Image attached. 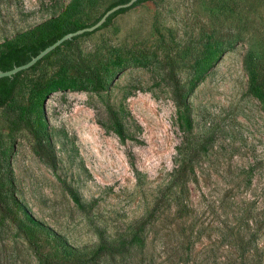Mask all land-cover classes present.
Instances as JSON below:
<instances>
[{"label": "rangeland", "instance_id": "1", "mask_svg": "<svg viewBox=\"0 0 264 264\" xmlns=\"http://www.w3.org/2000/svg\"><path fill=\"white\" fill-rule=\"evenodd\" d=\"M72 1L0 0V41L59 15ZM202 41L220 42L224 52L190 96L189 109H179L153 53L185 65L190 51H205ZM78 45L109 59L125 46L153 57L122 70L106 91H59L46 99L55 168L21 119L31 109L34 84L56 77L58 61L22 77L12 105L0 109V147H14L16 194L29 211L78 246L96 244L99 232L116 237L146 216L181 150L197 142L190 216L160 215L144 245L98 264H264V108L248 93L243 67L249 50L264 59V0H156ZM0 264H40L1 214Z\"/></svg>", "mask_w": 264, "mask_h": 264}, {"label": "trees", "instance_id": "2", "mask_svg": "<svg viewBox=\"0 0 264 264\" xmlns=\"http://www.w3.org/2000/svg\"><path fill=\"white\" fill-rule=\"evenodd\" d=\"M104 1L73 0L59 15L19 32L12 38H4L0 41V71H8L27 64L65 35L93 26L108 10L130 0H111L98 17L91 22L87 21L90 11ZM154 1L156 0H138L132 7L112 14L97 31L66 41L31 69L22 71L12 78L0 79V109H3L10 107L14 102L21 79L28 71H34L52 59L58 61L59 71L56 77L34 84L31 109L24 112L21 119L32 132L38 153L50 167H56L57 158L46 127L44 103L53 93L68 90L106 91L111 86L113 78L122 70L132 63L144 65L155 54L157 64H161L159 66L164 80L171 87L176 106L179 109H189L190 96L203 82L207 71L222 56L224 52L222 43L202 41L205 51L200 55H194L190 51V57L186 59L185 65H180L169 53L161 62L157 52L152 56L146 52L136 54L125 46L114 48L113 58L109 59L98 49L83 53L78 45L81 39L91 37L112 26L119 15ZM157 30L161 34L158 27ZM243 67L248 78V93L259 100L264 108V59L258 58L254 50H249L244 56ZM183 71L186 73L185 77L182 75ZM116 125L117 133L122 135L120 124L116 122ZM13 148L8 144H2L0 147V214L2 219L11 220L15 224L17 231L40 264H98L104 257L125 255L136 242L144 245L160 215L174 210V215L179 220H186L192 212L189 186L197 180L194 168L199 156L197 142H191L186 149L181 150L171 179L159 190L153 207H148L146 216L136 224V227H131L116 237H106L104 233L99 232L100 240L96 244L78 246L70 242L64 234L36 218L17 196L10 161Z\"/></svg>", "mask_w": 264, "mask_h": 264}, {"label": "water", "instance_id": "3", "mask_svg": "<svg viewBox=\"0 0 264 264\" xmlns=\"http://www.w3.org/2000/svg\"><path fill=\"white\" fill-rule=\"evenodd\" d=\"M138 0H130L128 3L126 4H122V5H118L113 7L112 9L108 10L102 17L101 19L94 24L93 26L90 27H86L83 29H80L76 32H72L69 33L67 35H65L64 37H62L61 39H59L58 41H56L53 45L47 47L45 50H43L42 52H40L37 56H35L34 58H32V60L30 62H28L27 64L21 65V66H16L11 70L8 71H0V79L1 78H12L15 75H17L18 73L22 72V71H27L29 69H31L32 67H34L38 62L42 61L48 54H50L51 52L55 51L57 48L61 47L66 41H72L75 37H79L85 33H92L97 31L98 29H100L107 21V19L114 14L115 12L121 10V9H125V8H130L132 7Z\"/></svg>", "mask_w": 264, "mask_h": 264}]
</instances>
